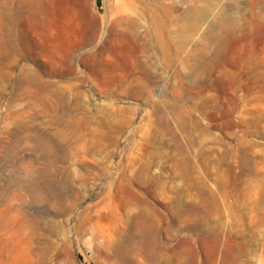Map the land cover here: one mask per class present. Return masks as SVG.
<instances>
[{"label": "rangeland", "instance_id": "obj_1", "mask_svg": "<svg viewBox=\"0 0 264 264\" xmlns=\"http://www.w3.org/2000/svg\"><path fill=\"white\" fill-rule=\"evenodd\" d=\"M0 264H264V0H0Z\"/></svg>", "mask_w": 264, "mask_h": 264}]
</instances>
